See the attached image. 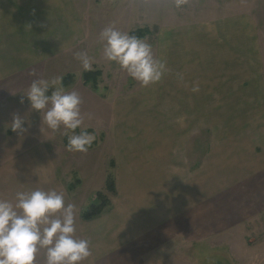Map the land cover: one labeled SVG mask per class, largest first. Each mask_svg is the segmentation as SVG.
I'll use <instances>...</instances> for the list:
<instances>
[{
  "label": "crops",
  "instance_id": "obj_1",
  "mask_svg": "<svg viewBox=\"0 0 264 264\" xmlns=\"http://www.w3.org/2000/svg\"><path fill=\"white\" fill-rule=\"evenodd\" d=\"M55 1L0 0V52L16 49L29 22L49 20L51 4H60ZM212 24L191 34L174 30L177 39L159 46L167 71L137 96L140 125L130 124L133 111L116 133V193L104 212L90 220L81 216L89 197L104 189L106 168L88 198H68L77 210L76 238L90 241L84 264L152 263L186 244L232 234L254 240L262 230L256 220L264 215V45L252 32L251 48L229 47L222 44L228 34L221 23ZM36 38L27 31L30 45ZM13 114L8 111L10 122ZM8 133L2 142L13 140ZM40 256L44 250L36 264Z\"/></svg>",
  "mask_w": 264,
  "mask_h": 264
},
{
  "label": "rangeland",
  "instance_id": "obj_2",
  "mask_svg": "<svg viewBox=\"0 0 264 264\" xmlns=\"http://www.w3.org/2000/svg\"><path fill=\"white\" fill-rule=\"evenodd\" d=\"M48 13L49 20L36 19L20 29L14 51L0 52V137L10 138V131L13 139L0 140V199L4 200L14 201L17 192L36 189H66V203L69 197L80 201V195L85 200L93 188L100 186L94 179L104 172L102 169L113 173L116 133L121 125H127L128 114L133 111L136 117L131 116L130 124L140 125L137 96L151 85L141 86L117 64L104 58L100 33L106 27L146 40L158 59L159 46L177 39L172 37L174 30L187 29L191 34L211 27L212 23L214 27L221 23L222 33L228 34L222 36V44L229 47L248 44L251 48L257 38L258 44L262 41L264 45V0H186L180 8L175 7L174 0H60V4H51ZM141 29L144 32L140 33ZM27 31H33L37 37L32 45L26 41ZM252 32L257 35L253 42L247 37ZM61 39L66 43L59 45ZM79 52L92 58V70H83L76 59ZM244 60L242 68H247L248 61ZM91 71L99 72L95 86L84 81L86 72ZM56 77L63 78L66 91H76L81 97L84 123L96 135L87 153L68 151L64 129L53 131L43 125L40 113L31 110L23 97L34 80ZM69 79L70 84L64 86ZM11 109L26 119L27 132L18 134L11 130ZM86 159L87 163L81 164ZM85 167L92 168L93 173ZM100 191L106 192L105 187ZM97 193L89 197L85 208L99 202ZM111 195L108 194L109 198ZM256 221L264 223V215ZM256 232L254 240L238 241L232 234V238H212L201 244H195L196 241L181 247L177 255L154 256L152 263L144 264H264V224ZM38 260L37 264H46V256Z\"/></svg>",
  "mask_w": 264,
  "mask_h": 264
},
{
  "label": "clouds",
  "instance_id": "obj_3",
  "mask_svg": "<svg viewBox=\"0 0 264 264\" xmlns=\"http://www.w3.org/2000/svg\"><path fill=\"white\" fill-rule=\"evenodd\" d=\"M174 3L180 8L186 0ZM100 42L104 58L143 87L158 83L167 71L166 63L154 56L152 45L133 34L109 26L100 33ZM76 59L84 71L92 70L93 60L87 53H77ZM62 79L34 80L23 97L31 110L40 113L43 125L53 131L64 129L68 151L87 153L96 135L84 123L80 95L66 91ZM25 123L24 117L13 114L9 127L23 134ZM76 216L75 205L66 204L64 194L56 190L20 191L14 201L0 199V264H36L41 250L46 264H84L92 250L88 239L76 238Z\"/></svg>",
  "mask_w": 264,
  "mask_h": 264
},
{
  "label": "trees",
  "instance_id": "obj_4",
  "mask_svg": "<svg viewBox=\"0 0 264 264\" xmlns=\"http://www.w3.org/2000/svg\"><path fill=\"white\" fill-rule=\"evenodd\" d=\"M145 29H141L139 32L142 33L144 32ZM99 72L93 73L91 72H86L85 74V82H93V86H95L96 81H97V75ZM70 84V79L69 81L64 82V86ZM105 190L104 191H99L97 193V199L99 202L91 204L86 210H84L81 214L82 218L84 220H90L94 217H97L98 215L102 214L104 210L108 207L110 204V198L108 194H115L116 193V184H115V176L113 173H108L106 176V181H105Z\"/></svg>",
  "mask_w": 264,
  "mask_h": 264
}]
</instances>
